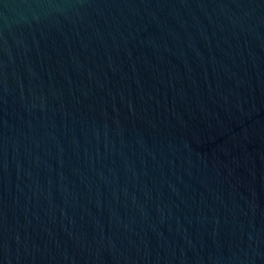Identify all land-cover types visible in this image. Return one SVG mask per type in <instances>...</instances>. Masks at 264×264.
I'll return each instance as SVG.
<instances>
[{"label": "water", "instance_id": "water-1", "mask_svg": "<svg viewBox=\"0 0 264 264\" xmlns=\"http://www.w3.org/2000/svg\"><path fill=\"white\" fill-rule=\"evenodd\" d=\"M0 264H264V0H0Z\"/></svg>", "mask_w": 264, "mask_h": 264}]
</instances>
